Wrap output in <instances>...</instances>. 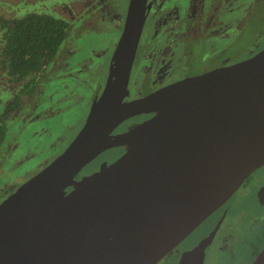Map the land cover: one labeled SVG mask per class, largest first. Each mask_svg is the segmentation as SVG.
Here are the masks:
<instances>
[{
  "label": "water",
  "instance_id": "95a60500",
  "mask_svg": "<svg viewBox=\"0 0 264 264\" xmlns=\"http://www.w3.org/2000/svg\"><path fill=\"white\" fill-rule=\"evenodd\" d=\"M143 8L129 0L75 136L0 202V264H155L264 165V48L128 100ZM138 114L152 116L111 135ZM116 147L117 159L74 179ZM211 236L178 264H200ZM250 264H264V246Z\"/></svg>",
  "mask_w": 264,
  "mask_h": 264
},
{
  "label": "flooded vegetation",
  "instance_id": "af4514ba",
  "mask_svg": "<svg viewBox=\"0 0 264 264\" xmlns=\"http://www.w3.org/2000/svg\"><path fill=\"white\" fill-rule=\"evenodd\" d=\"M35 1L27 3L26 9L21 8L25 12L23 10L15 16L7 17L8 12L2 14L0 11V17L5 21H11L28 13H37L53 14L62 19L63 17L56 12L58 8L60 12H66L71 20L77 21L78 32L87 31L89 35L94 33L97 35L104 31L102 29L104 26L114 24L113 28L118 27V36L111 46L112 49L109 50V47L100 43L97 49L101 54L107 52L106 50L110 51L111 57L121 33L129 0H113V4L108 0ZM91 16L95 18L92 19ZM84 26H88L89 29H84ZM1 34L0 28V46ZM66 40L62 52L60 50L58 53L59 56L55 55L48 63L55 62L67 53L70 42ZM263 48L264 0H144L143 21L127 80V99H138L183 79L233 65L252 57ZM110 57L105 74L93 84L94 86L96 84V87L91 89L90 103L97 95L98 86H101L106 78ZM86 61L88 59H81L78 71L87 68ZM87 63L93 64L94 69L97 68L95 63L90 61ZM0 75H2L0 78L2 83L13 93L0 113V118L4 116L6 107L17 98L16 108L4 116L6 120L9 115L14 116L22 110L28 100V88H32L33 84L28 83L27 79L9 80L1 67ZM15 87L17 89L14 91ZM20 91L23 93L20 94ZM151 116L152 114H138L128 118L119 124L111 135L123 133ZM110 150L112 152L107 157L100 158ZM122 152L123 147L103 151L82 167L74 179L91 174L102 162L106 161L108 164L117 159ZM69 190L70 188L66 189ZM248 190L252 191L251 196L247 195ZM240 192H243L242 199L236 201V196ZM250 200L260 209H264V165L254 170L220 207L155 264H178L183 253L193 249L210 234L212 236L203 248L200 264H204L206 253L210 248L217 250L219 258L215 260L217 264L224 262L250 264L264 246V214L249 213L247 208ZM238 221H244L243 227L241 226L242 234L238 232L239 225L235 226ZM242 240L249 245L250 255L241 256L240 252H233L234 255L230 253L227 245L231 243L235 248L241 249L244 246Z\"/></svg>",
  "mask_w": 264,
  "mask_h": 264
},
{
  "label": "rangeland",
  "instance_id": "374dc122",
  "mask_svg": "<svg viewBox=\"0 0 264 264\" xmlns=\"http://www.w3.org/2000/svg\"><path fill=\"white\" fill-rule=\"evenodd\" d=\"M33 1L35 0H1L0 11L2 14L8 12L9 16L5 15L7 17L15 16L26 9L27 3ZM108 1L113 4V0ZM40 6L42 8V5ZM71 10L73 11V8ZM56 12L67 21L68 32L65 40L70 42L69 47L67 53L60 56V59L48 63L32 88H28V100L22 110L20 109L21 111L14 116L9 115L4 122L5 137L0 145V202L54 159L80 129L89 108L91 89L96 87V84L95 86L93 84L105 74L110 57V51L106 50L107 52L101 54L100 50H97L99 43L110 50L118 36V27L113 28L114 24L111 23L108 27L104 26L102 28L104 31L97 35L96 33L89 35L87 31L78 32L77 21L71 20L66 12H60L58 8ZM83 28L89 29L88 26ZM81 59H88L95 63L97 68L94 69L93 64L86 61L87 68L78 71ZM2 82L0 80V113L13 94ZM111 152L112 150L105 152L100 158L107 157ZM243 192L238 193L236 201L242 199ZM247 195L251 196L252 191L248 190ZM247 209L253 215L264 214V209L254 205L251 200ZM243 222L235 223V226L239 225L240 234ZM243 245L241 249L235 248L231 243L227 247L233 255L237 252H240L241 256L250 255L249 245L245 242ZM216 252V249L210 248L204 264H217Z\"/></svg>",
  "mask_w": 264,
  "mask_h": 264
},
{
  "label": "trees",
  "instance_id": "16d2710c",
  "mask_svg": "<svg viewBox=\"0 0 264 264\" xmlns=\"http://www.w3.org/2000/svg\"><path fill=\"white\" fill-rule=\"evenodd\" d=\"M2 30L0 67L9 80H28L34 84L45 65L62 52L68 24L49 14L28 13L19 19L5 21L0 17ZM23 91H20L22 94ZM17 98L6 107L4 116L14 110ZM0 118V145L5 137V117Z\"/></svg>",
  "mask_w": 264,
  "mask_h": 264
}]
</instances>
